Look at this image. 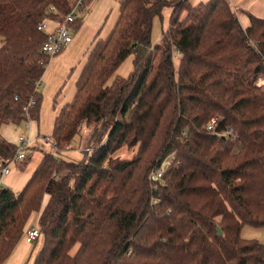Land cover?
Instances as JSON below:
<instances>
[{
    "label": "trees",
    "instance_id": "obj_1",
    "mask_svg": "<svg viewBox=\"0 0 264 264\" xmlns=\"http://www.w3.org/2000/svg\"><path fill=\"white\" fill-rule=\"evenodd\" d=\"M78 1L0 0L2 168L21 145L2 127L29 128L40 116L49 56L38 27L63 21ZM81 1L84 13L94 0ZM119 3L55 118L56 144L43 148L22 190L0 186V264L34 213L45 242L35 264H264V243L241 236L245 224L264 226V18L251 15L243 28L229 0ZM165 6L170 24L153 45ZM81 19L76 13L72 31ZM133 51L132 74L108 85ZM86 126L94 127L83 159L60 155ZM124 146L136 147L132 158L115 156Z\"/></svg>",
    "mask_w": 264,
    "mask_h": 264
},
{
    "label": "crops",
    "instance_id": "obj_2",
    "mask_svg": "<svg viewBox=\"0 0 264 264\" xmlns=\"http://www.w3.org/2000/svg\"><path fill=\"white\" fill-rule=\"evenodd\" d=\"M119 1L120 0H94L93 4L88 8L89 13L86 16L87 19L82 18L79 28L74 31L71 30L74 35L73 42L64 51L49 58L47 68L42 76L40 116L39 119L33 121L31 123L32 125L29 127L30 139L33 140L38 137L45 130L46 126L51 129L49 134L53 132L54 121L60 108L65 103L71 101L75 95L77 77L84 66L88 52L92 49V44L99 33V36H106L113 28L119 14ZM190 1L192 4L196 5L208 0ZM229 1L236 14H238L243 28H247L248 25H250L251 15L264 18V0ZM53 23H55V27L57 24L55 21ZM74 68H76V70L70 72V70ZM68 78L72 80L71 83H67ZM61 94H63L64 97L60 100ZM19 127L20 126L17 124L4 125L1 129V133L6 139L13 141L14 138L12 139L11 137L12 133L13 131L17 132ZM14 141L18 144L17 138H15ZM254 227L258 228L255 230H259L260 228L263 229L258 234L260 238L257 239L264 243V226ZM253 233L254 229L252 230V234ZM38 240L34 243L37 244ZM15 249L12 252H14Z\"/></svg>",
    "mask_w": 264,
    "mask_h": 264
},
{
    "label": "rangeland",
    "instance_id": "obj_3",
    "mask_svg": "<svg viewBox=\"0 0 264 264\" xmlns=\"http://www.w3.org/2000/svg\"><path fill=\"white\" fill-rule=\"evenodd\" d=\"M172 1V0H168ZM171 6H165L162 10V13L158 15L153 22L152 27V44L159 43L161 40L164 32L167 31L170 19H171ZM78 16L81 18L87 19L86 16L89 13V9L84 11V13L76 12ZM53 21L49 22V27L47 28V31L52 32L54 28ZM108 35V34H107ZM106 35V36H107ZM147 48L146 52H148ZM140 52V51H139ZM137 51H133L129 54V56L123 61V63L119 66V68L115 71V73L111 76V78L108 80L107 84L111 85L116 77H126L128 78L132 72L135 69V58H136ZM76 68L70 70L75 71ZM69 72V73H70ZM72 80L69 78L67 79V83H71ZM42 90V86H41ZM63 94L60 95V100L63 98ZM25 125V124H24ZM24 125H19V130L13 131L12 133V139L17 138L20 135H25L27 138L31 137L30 135V129L27 127L25 128ZM94 126H86L87 130L83 131V137L76 136L75 139H73L72 143L69 144L66 148H64L63 151L59 152L60 155L65 157L69 160H81L83 159L85 152V147L88 146V138L90 133L92 132ZM51 129L46 126L45 130L35 139H33V142L28 148H25L23 145H18V148H20V152L26 154L25 159H18L17 161L13 160L12 162H9V169L11 170L10 173L1 176L2 169V160L0 159V186L3 187H11L12 189H15L16 191H20L25 186L26 182L29 180V177L32 175L38 164L42 161L44 153L43 148L47 150H51L52 144L44 138V135H50ZM33 137V136H32ZM13 139V140H14ZM136 147H132L131 149H128L126 146L120 148L117 150L116 157L121 156L122 158H132V156L136 153ZM58 154V153H57ZM173 155L168 156L163 161L167 164H170L172 161ZM23 162L26 166L21 167L20 164ZM168 166H166V170L168 169ZM47 196H45V201L47 200ZM38 213H34L31 217L29 222L27 223V227L30 225H35L38 223ZM26 227V229H27ZM254 229V233L252 234V230ZM258 228H255L254 226L250 224H245L241 230V236L253 239V238H260L258 236L259 232L263 229L255 230ZM26 232V231H25ZM17 246L14 252L9 256V259L6 261L5 264H35L37 260V255L40 252V250L44 246V234H42L37 242L35 243H28L26 241V237L23 235L21 239L17 242Z\"/></svg>",
    "mask_w": 264,
    "mask_h": 264
},
{
    "label": "built area",
    "instance_id": "obj_4",
    "mask_svg": "<svg viewBox=\"0 0 264 264\" xmlns=\"http://www.w3.org/2000/svg\"><path fill=\"white\" fill-rule=\"evenodd\" d=\"M76 4L77 5L65 16L63 21L56 20V19L54 20L46 19L40 23V26L38 27L39 30L42 29L46 31V34H47V39L42 44L40 49H41V52L49 56V58L54 57L56 54L61 53L73 42L74 35L71 32L70 23L76 20V12L83 5L81 0H79ZM51 11L57 12L58 9L55 6H53L51 7ZM50 21H53V22L55 21L57 24L54 27L52 32L47 31ZM257 84L258 85L264 84V79L260 78L257 81ZM36 104H37V98L33 96L32 98H30V100L27 102V105L24 107V109L26 110V113H25L26 116H29L28 111L30 110V108L34 107ZM219 123H220V119L218 117H212L207 122L206 128L214 132ZM28 124H30V121H28ZM44 138H46V140L49 141L52 145L56 144V142L53 141V139L49 135H45ZM19 139H20L21 145H23L25 148H27L33 141L32 139L27 138L23 134L19 136ZM25 157H26V154L21 153L20 148H18L17 158L24 159ZM164 161L162 162L161 170L159 172H156V178H161L162 173L166 170V166L168 164L166 165V162ZM2 169H3L2 176L9 173L10 171V169H8V166H4ZM41 235H42V231L38 227L37 224L30 225L29 227H27L26 232H25L26 241L28 243L36 242L40 238Z\"/></svg>",
    "mask_w": 264,
    "mask_h": 264
},
{
    "label": "water",
    "instance_id": "obj_5",
    "mask_svg": "<svg viewBox=\"0 0 264 264\" xmlns=\"http://www.w3.org/2000/svg\"><path fill=\"white\" fill-rule=\"evenodd\" d=\"M222 231L219 229V233H221Z\"/></svg>",
    "mask_w": 264,
    "mask_h": 264
}]
</instances>
